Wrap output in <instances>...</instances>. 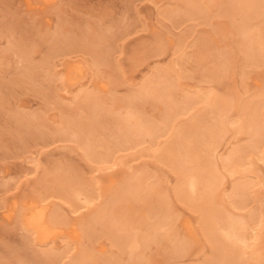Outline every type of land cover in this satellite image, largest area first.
<instances>
[{"label":"rangeland","instance_id":"374dc122","mask_svg":"<svg viewBox=\"0 0 264 264\" xmlns=\"http://www.w3.org/2000/svg\"><path fill=\"white\" fill-rule=\"evenodd\" d=\"M201 1L203 20L182 15L183 18L174 23L163 15L164 11L179 9V4L177 5L174 0H53L49 4L42 0H0V56L6 53L11 44L22 43L30 48V61L33 64H39L45 58L47 60L46 77L44 75L37 77L31 85L24 84L22 89L13 88L12 94L6 96L0 88V98H3V102H0V134L12 125L8 121L10 111H17L25 115L37 113L43 116L44 125L47 126L45 133L49 136L51 129L59 127L60 120L67 116L62 111L66 113L67 110H71L81 118L86 117L85 112L77 107L78 96L81 94L88 97L90 95L89 98L101 101L105 112L107 109L113 115L122 116L125 110L118 101L127 98L144 79L158 70H163L166 79L173 85L172 93L177 100L183 95L187 97L209 95L226 99L228 94H233L242 101H248L257 95L260 97L264 92V67H246L242 55L230 51L232 32H229L231 30L229 21L219 16L215 6L216 0ZM261 20L262 18L254 19L250 26L257 28L261 25ZM8 22H11L12 27L9 26L6 30L3 26ZM83 31L88 33L98 31L97 33L108 38L112 36L108 45L105 44L106 46L100 50L105 57L103 63L100 61L95 67L92 66L91 58L81 49L82 42L79 41L78 35ZM58 36L70 38L75 48L61 50L58 44L52 42V39ZM157 39L164 45L159 51L160 54L152 52ZM77 45L80 47L77 48ZM219 47L224 52L230 51L226 56L231 57L228 58L232 59L233 64L227 73L221 75L215 82L209 78L210 71H213L214 64L220 58L217 51ZM50 49L51 53L47 51ZM4 59L0 60L2 64L0 83L6 84L16 71L21 70L23 64L13 52H7ZM72 62L83 64V77L77 78L74 82L63 83L61 79L65 67ZM31 86L45 92L48 97L36 94ZM102 86H106L105 89H101ZM152 101L150 98L137 100V109L144 119L157 122L163 112L160 104ZM197 113L203 114V126L213 121V115L208 110L203 109L201 112L200 106H194L185 114L178 116L173 126L176 128L187 126L194 121ZM226 115L229 120L236 119L234 110L227 111ZM226 127L227 131L225 130L216 151L217 158L234 146L244 145L248 139L244 134H235L232 126ZM5 136L0 137V264H33L34 262L30 260L33 252L43 249L56 254L54 264H69L77 250H84L83 252L89 254L93 260H99L95 261L97 264H102L101 259L111 257L119 259L121 264L128 263L125 253H118L119 250L100 233L103 230L100 226L94 228L93 240L81 237L76 242L63 235L40 248L19 228L15 219L6 221L4 215L12 201L16 202L19 210L26 200L37 199L40 179L57 166L74 172L84 183H90L97 195L116 187L120 174L133 173L134 170L144 167L148 174L155 176L153 180L157 182L159 191L167 195L170 209L174 213L172 215L178 220V231H183L190 249L183 255L170 257L163 253L161 244L152 243L148 245V250L144 249L142 264H201L210 257V245L205 236L196 229L197 214L171 195L175 174L167 167L156 163L151 157L150 149L161 145L167 137L156 140V146L153 148L148 138H145L141 146L116 153L112 162L116 163V166L112 167L110 164L104 166L91 164L82 156L76 144L71 142L52 139L49 136L51 140L45 143L35 138L30 139L19 150L11 141L12 137ZM98 137V140L103 139L102 136ZM253 154H255L252 157L254 185L250 187V195L247 196V201L245 200V203L247 202L245 212H253L264 219V145ZM220 172L226 176L221 190L227 191L232 179L222 170ZM220 200L217 199V202L220 203ZM45 201L47 204L44 203L49 208L52 207L61 218L78 222L81 226L84 224V228L87 225L86 216L98 206V202L94 201L93 205L88 207L80 205L81 207L76 209L60 198L48 197ZM140 205L135 204L137 211H140L138 207ZM224 206L234 216L245 213L227 205L226 202ZM141 216L138 217L137 225L143 221L140 219ZM181 220H188L191 223L195 229L192 235L195 237L189 236L181 228L183 223L179 222ZM78 223H75L76 228ZM163 230L160 233L165 234L166 231ZM253 236L257 239L252 240ZM165 243L171 246L170 242ZM248 244L243 249L241 260L253 264L252 260L255 257L264 255V234L260 229L256 228L250 233ZM40 259L42 260V257Z\"/></svg>","mask_w":264,"mask_h":264},{"label":"bare ground","instance_id":"6f19581e","mask_svg":"<svg viewBox=\"0 0 264 264\" xmlns=\"http://www.w3.org/2000/svg\"><path fill=\"white\" fill-rule=\"evenodd\" d=\"M42 1L49 4L53 0ZM174 1L179 4V9L163 13L174 23L183 18L182 15L203 20L201 0ZM215 3L219 16L226 18L231 27L230 51L241 54L246 67H264V0H216ZM257 18H262L263 22L261 20V25H258L260 27L256 25L257 28L254 29L250 23ZM11 25V22H8L3 27L8 30ZM97 32L83 31L78 35L79 41L82 42L81 49L91 58L94 67L100 61L103 63L105 57L100 50L105 44L108 45L112 38ZM69 39L58 36L54 37L52 42L58 44L61 50L68 51L75 48ZM155 42L156 46L152 48V52L158 53L164 45L160 39ZM78 47L80 46L77 45ZM47 51L51 53V49ZM217 51L220 58L214 64L213 71H210L209 78L215 82L221 75L226 74L233 64L231 57L226 56L230 51L224 52L220 47ZM5 52H13L23 65L8 83H0L4 96L12 94L13 88L22 89L24 84L31 85L37 77L42 75L46 77V58L39 64H33L30 61L31 50L27 45L13 43ZM5 54L0 56L1 61L5 60ZM82 65L79 62L68 63L61 81L70 83L83 77ZM162 71L158 70L144 79L127 98L118 101L125 110L122 116L113 115L107 109L105 112L101 101L89 98V94V97L86 94L79 95L77 107L85 112L86 117L81 118L71 110H67L66 113L62 111L67 116L60 120L59 127L51 129L49 136L52 139L76 144L82 156L91 164L99 166L110 164L112 167L116 166V163H112L116 153L141 146L145 138H148L153 148L156 146V140L167 137L161 145L150 149L151 157L156 163L167 167L175 174L171 195L197 214L196 229L205 236L210 245V257L201 264H248L241 260V255L243 249L249 245L250 233L257 228L264 234V219L253 212H245L247 203L245 200L250 195V187L254 185L253 153L264 145V97H262L264 92L260 97L257 95L248 101H242L233 94H228L226 99L209 95L194 97L183 95L177 100L172 93L173 85ZM105 87L102 86L101 89ZM31 89L41 97H48L45 92L34 86H31ZM149 98L161 106L163 113L157 122L144 119L138 112L136 101ZM0 102H3V98H0ZM194 106H200L201 112L203 109L208 110L213 115V121L203 126V114L197 113L192 123L184 127H174L173 123L177 117ZM230 110L235 111V120L228 119L226 113ZM43 119V116L37 113L25 115L10 111L8 121L12 125L1 133L0 137L11 136V141L19 150L30 139L36 138L46 143L50 138L45 133L47 126L45 127ZM227 125L234 128L235 134H244L248 139L244 145L234 146L217 158L216 151L227 131L225 129L228 128ZM97 136H102L103 139L98 140ZM220 169L232 179L227 191L221 190L226 176H223ZM118 179L116 187L97 195L90 183H84L74 172L57 166L40 179L37 199L26 200L19 210L16 202L12 201L4 218L6 221L15 219L19 228L40 248L63 235L76 242L81 237L93 240L94 228L100 226L103 228L100 233L119 250L118 253H125L129 264H142L143 252L148 250V245L152 243L161 244L163 253L170 257H177L189 251V243L183 231H178V220L172 215L173 210L170 209L167 195L159 191L157 182L153 180L155 176H151L144 167H141L133 173L120 174ZM48 197L60 198L76 209L82 205L87 207L93 205L94 201L98 202V206L96 204L94 205L96 208H91L93 210L86 216L87 225L84 228V224L81 226L78 222L67 221L52 210V207L49 208L45 201ZM217 199H221L220 203ZM224 202L245 213L234 216L224 206ZM136 203L141 204L138 206L140 211H137ZM139 216L143 221L137 225ZM179 222H183L180 227L189 236L195 237L192 235L195 229L188 220ZM75 223H78L79 228L75 227ZM64 227L66 229L63 230ZM163 229L166 231L165 234L160 233ZM251 239L257 238L253 236ZM165 242H170L171 246ZM83 251L77 250L69 264H97L99 260H93ZM10 254L9 256L13 257ZM54 254L43 249L33 252L30 260L34 262L33 264H54L56 260ZM101 260L102 264H121L116 257ZM252 261L253 264H264V255H259Z\"/></svg>","mask_w":264,"mask_h":264}]
</instances>
